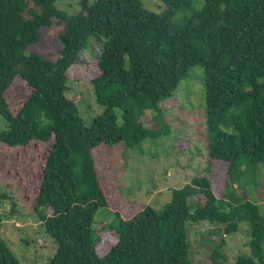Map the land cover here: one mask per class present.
<instances>
[{
	"label": "trees",
	"instance_id": "trees-1",
	"mask_svg": "<svg viewBox=\"0 0 264 264\" xmlns=\"http://www.w3.org/2000/svg\"><path fill=\"white\" fill-rule=\"evenodd\" d=\"M59 1L0 0V115L7 122L0 143L49 144L34 202L57 246L48 264H191L188 225L199 222L221 226L224 235L246 225L250 254L234 264H264V215L251 197L264 167V0H204L180 21L176 15L194 0H161V12L143 0H76L75 13ZM54 25L62 27L56 60L31 50ZM91 39L103 45L90 81L103 111L87 122L67 97V82ZM197 65L205 71L212 173L174 189L161 211L145 206L125 217L128 201L109 181L117 174L103 164L116 146L134 149L170 133L161 103ZM17 77L30 94L14 114L7 93ZM148 111L157 128L146 126ZM99 210L115 221L95 225ZM214 246L213 264H228L225 238ZM0 264H21L1 235Z\"/></svg>",
	"mask_w": 264,
	"mask_h": 264
},
{
	"label": "rangeland",
	"instance_id": "rangeland-1",
	"mask_svg": "<svg viewBox=\"0 0 264 264\" xmlns=\"http://www.w3.org/2000/svg\"><path fill=\"white\" fill-rule=\"evenodd\" d=\"M58 6L70 13L79 10L76 0H60ZM143 6L161 12L164 3L161 0H143ZM203 6L204 0H194L191 10L183 9L176 15L175 21L201 10ZM61 31L62 27L57 25L44 28L40 42L31 50L56 60L62 47L58 39ZM102 47L101 43L91 39L89 47L80 54L81 65L71 68L69 72L67 97L77 104L87 122L103 111L90 85V81L99 74L97 61ZM204 77V68L198 65L192 67L189 77L180 83L173 98L161 103L164 119L170 129L168 135L145 140L134 149H126L121 144L108 155V164H103V170L112 168L117 174L118 181H109L113 189L117 188L128 201L124 206L125 217L134 215L145 206L161 211L172 200L174 189L184 188L196 176L212 173L207 152ZM29 94L28 85L17 77L7 93L14 114ZM116 112L120 117L121 111ZM155 115L154 111H148L144 116L148 128H157L153 120ZM6 129L7 122L0 115V132ZM48 148L49 144L35 142L17 148L0 143V194L8 196L0 198V235L21 264H48L56 253V243L46 234L40 214L34 211ZM255 177V183L260 186L252 192L251 197L264 215L263 166L258 168ZM189 201L194 206L196 197H191ZM114 221V215L105 210H99L95 216V225L99 223L98 226L102 222L107 226ZM246 228V225H241L237 233L224 235L222 227L216 224H189L191 264H213L211 252L222 238L226 240L228 264H234L239 256H248L250 249ZM99 237L100 234H97L95 239Z\"/></svg>",
	"mask_w": 264,
	"mask_h": 264
}]
</instances>
